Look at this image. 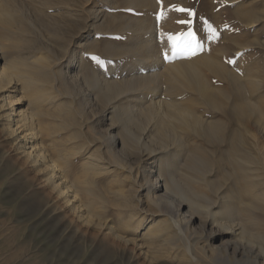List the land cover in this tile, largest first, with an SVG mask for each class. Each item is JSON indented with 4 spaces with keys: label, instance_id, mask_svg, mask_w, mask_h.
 Wrapping results in <instances>:
<instances>
[{
    "label": "rangeland",
    "instance_id": "374dc122",
    "mask_svg": "<svg viewBox=\"0 0 264 264\" xmlns=\"http://www.w3.org/2000/svg\"><path fill=\"white\" fill-rule=\"evenodd\" d=\"M158 1L137 6L128 0H69L68 9L67 6H56L57 10L54 7L43 9L44 17L40 15V18L50 27L48 15L57 11L64 14V25L62 22L59 30L70 36L68 53L73 51L70 59L82 58L83 74L89 76L96 68L100 75L111 76L116 81L127 77L138 61L130 50L131 45L147 34L140 28L135 29L133 21L136 19L160 21L171 59L199 57L218 51L227 73L221 77L206 70L205 76L212 86L226 90L229 98L223 101L221 108H214L196 92L182 96L195 99L192 110L205 121L222 123L224 130L221 129L218 139L200 137L191 130L184 138L190 148L200 151L214 166L207 180L218 188L217 195H223L237 188L233 176L227 174L231 171L227 155L236 147L238 136H241L242 150H250L260 160L264 154V0ZM38 22L42 24L43 21ZM35 29L33 35L44 51L35 52L33 59L47 55L45 60L53 72L48 77L50 80L47 79L51 94L39 102L38 120L40 126L47 129L45 132L42 128L41 144L47 154L64 159L70 180L80 178L78 188L82 206L72 209L41 168L26 157L22 134L19 130L13 131L15 127H9L11 112L5 97L10 94L7 88H0V264H221L210 258L212 252L203 248L202 242L197 244V259H183L185 247L178 237L171 240L173 244L162 237L159 247L154 248L144 241L143 230H131L125 225L124 220L130 213L152 215L153 221L168 216L158 211L143 188L145 175L156 171L154 163L146 159L145 151L130 152L122 157L119 153L118 156L116 150L105 143L101 133L109 126L116 106L130 100L136 108L140 100L132 97L130 88L111 100L101 98L99 88L82 85L85 79L82 73H79L81 77L73 71L66 76L62 74V67L57 66L64 54L59 42L47 38L38 25ZM189 32L195 36L191 47L185 51L175 49L176 38ZM120 46L128 49L122 51ZM45 50L49 51L43 54ZM232 72L257 73L259 85L253 97L259 102L261 119L256 107L251 109L247 102L249 88L244 89L246 83L241 79L240 86L228 74ZM70 74L80 79L77 85L69 83ZM162 95L152 93L143 101L146 105H154ZM25 101L21 100L14 107L28 110ZM240 102L241 115L235 110ZM90 161L103 165L105 170H87L85 164ZM259 167L264 178V166L260 163ZM242 185L241 195L245 193ZM255 187L264 197V184L257 183ZM117 193H128L131 203L121 200ZM246 209L264 224V205L246 206ZM170 235L176 236L177 231L172 229Z\"/></svg>",
    "mask_w": 264,
    "mask_h": 264
},
{
    "label": "bare ground",
    "instance_id": "6f19581e",
    "mask_svg": "<svg viewBox=\"0 0 264 264\" xmlns=\"http://www.w3.org/2000/svg\"><path fill=\"white\" fill-rule=\"evenodd\" d=\"M128 1L137 6L147 5L151 1L159 3L158 0ZM68 4L69 0H0V88H7L10 94L5 97L11 112L9 127H15L13 131L19 130L22 134L26 157L41 168L46 179L76 210L82 206L78 188L80 178L70 180L64 168V159L47 154L41 144L42 128L45 132L47 129L40 126L38 120L39 102L51 94L47 89V79L52 67L45 60L47 55L33 59L34 53L42 48L33 35L35 25H38L46 32L47 38L57 40L64 51L63 59L57 60V66L64 71L62 74L66 76L69 71L85 73L82 58L70 59L73 55V51L68 53L70 36L63 35L59 30L64 14H58V11L57 14H47L52 28L46 27L48 24H44V18H40L43 9L54 7L57 10L56 6H67L68 9ZM38 21L43 22L40 24ZM152 21L154 23L138 19L133 21L135 29L140 28L147 34L131 45L130 50L138 61L127 77L116 81L111 76L107 78L106 75H100L95 68L96 71L90 76L83 74L85 79L82 81L85 88H99L101 98L111 100L122 90L130 88L132 97L140 100L136 108L130 100L116 106L114 117L101 133L105 143L116 150L118 156L119 153L122 157L130 152L139 154L145 151L146 159L154 163L156 171L145 175L143 188L151 202L159 208L158 211L168 216L167 219L153 221L152 215L130 213L124 220L125 225L131 230H143L141 235L144 241L154 248L159 247L158 241L162 237H165L168 244H173L171 240L178 237L185 247L183 259H197V244L202 242L203 248L212 252L210 258L221 264H264V224L258 222L246 209V206L258 208L264 205V197L257 193L255 187L257 183L264 184L259 167L260 163L264 166V154L260 160L250 150H242L241 136H238L236 147L227 155V163L231 166L227 174L233 176L237 188L217 195L218 188L215 189L211 185L214 183L207 180L214 166L200 151L190 148L184 138L188 131L200 137H221V121H205V118L192 110L195 99L186 95L183 98L182 94L196 92L210 106L221 108L229 94L222 88L212 86L206 79L205 71L221 76L227 73V68L220 60L218 51L199 57L169 58L168 44L160 29L161 23L155 19ZM78 38L79 35L75 40ZM119 48L122 51L128 49L126 46ZM45 51L43 54L49 50ZM255 73L228 74L240 86L241 79L244 80V89L249 88L247 102L251 109L256 107V114L260 118L259 102L253 97L259 85V77ZM71 78L70 84L80 80L73 75ZM152 93H164L167 97L162 95L154 105H146L143 100ZM180 95L182 98H170ZM23 99H26L28 110L14 107ZM235 110L241 115V102L236 104ZM70 111L73 109L70 108ZM234 141L230 140V143ZM102 166L95 161L85 164L87 170L93 171H104ZM241 183L245 191L242 195L239 191ZM118 196L128 204L132 201L128 193H120ZM172 229L177 231L176 236L170 235Z\"/></svg>",
    "mask_w": 264,
    "mask_h": 264
},
{
    "label": "snow or ice",
    "instance_id": "6c2138e0",
    "mask_svg": "<svg viewBox=\"0 0 264 264\" xmlns=\"http://www.w3.org/2000/svg\"><path fill=\"white\" fill-rule=\"evenodd\" d=\"M169 39H173V37L169 36ZM177 43L174 44V48L177 49L178 51H185L186 49L190 48L192 43L195 41V36L192 32L185 34H180V37L176 38ZM197 47L199 45L197 44ZM194 54V53H190Z\"/></svg>",
    "mask_w": 264,
    "mask_h": 264
}]
</instances>
